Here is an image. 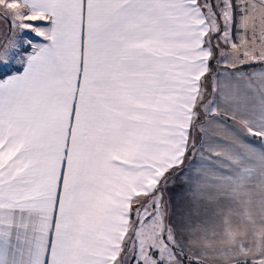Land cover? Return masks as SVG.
Listing matches in <instances>:
<instances>
[{"label": "snow or ice", "instance_id": "6c2138e0", "mask_svg": "<svg viewBox=\"0 0 264 264\" xmlns=\"http://www.w3.org/2000/svg\"><path fill=\"white\" fill-rule=\"evenodd\" d=\"M0 6V264H264V0Z\"/></svg>", "mask_w": 264, "mask_h": 264}, {"label": "crops", "instance_id": "0c3cea01", "mask_svg": "<svg viewBox=\"0 0 264 264\" xmlns=\"http://www.w3.org/2000/svg\"><path fill=\"white\" fill-rule=\"evenodd\" d=\"M11 0H8L10 2ZM10 21L12 24V15L10 10H7L4 6H0V44L3 45L4 41V32H10V30H15V32H18L21 30L19 27H16L15 29L10 26ZM41 26H47L46 23L41 24ZM22 32H31L30 30H21ZM32 42L35 43H44L45 41L42 38H39L37 36L34 37V39H31ZM27 51H31V48L28 47ZM262 66H249L242 68L241 71H251V70H259ZM22 65L19 63L18 67H16L14 70L6 72L8 74L15 73L17 71H22ZM0 74H4V72H0ZM221 122L228 128L235 129L238 127L236 122L229 118L221 117ZM245 138H248L246 136ZM261 147H264V145L257 143V149H260ZM191 159V157H189ZM189 167V160H185L184 165L182 168H177L175 171H173L168 178V191L166 192V198L171 197L173 201V205L175 206L180 198L182 196L187 195V186L184 184V180L186 177V174L190 171Z\"/></svg>", "mask_w": 264, "mask_h": 264}, {"label": "rangeland", "instance_id": "374dc122", "mask_svg": "<svg viewBox=\"0 0 264 264\" xmlns=\"http://www.w3.org/2000/svg\"><path fill=\"white\" fill-rule=\"evenodd\" d=\"M11 2V1H10ZM11 21H10V26H11ZM36 35L32 32H22L19 30L18 32H15V30H10V32H4V41L2 44L6 43L9 40L15 39L18 42H23L26 40H31L34 39ZM32 41V40H31ZM1 45V44H0ZM24 47L27 49L28 46L24 45ZM18 62L17 60H13L10 64H8L6 67L5 66H0V72H9L14 70L16 67H18ZM245 142L248 143L251 146H254L257 148V143L259 142L260 144L264 145V139L254 136V135H248V138H245Z\"/></svg>", "mask_w": 264, "mask_h": 264}, {"label": "trees", "instance_id": "16d2710c", "mask_svg": "<svg viewBox=\"0 0 264 264\" xmlns=\"http://www.w3.org/2000/svg\"><path fill=\"white\" fill-rule=\"evenodd\" d=\"M257 65H259V64H255V65H251V66H257Z\"/></svg>", "mask_w": 264, "mask_h": 264}]
</instances>
